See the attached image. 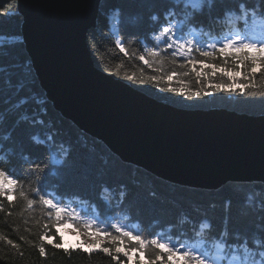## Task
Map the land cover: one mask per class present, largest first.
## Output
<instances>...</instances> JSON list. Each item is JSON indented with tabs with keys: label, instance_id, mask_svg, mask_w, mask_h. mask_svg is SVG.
Returning a JSON list of instances; mask_svg holds the SVG:
<instances>
[{
	"label": "snow or ice",
	"instance_id": "snow-or-ice-1",
	"mask_svg": "<svg viewBox=\"0 0 264 264\" xmlns=\"http://www.w3.org/2000/svg\"><path fill=\"white\" fill-rule=\"evenodd\" d=\"M168 2L178 5L182 0ZM183 3V14H178L170 6L164 11L162 21L160 14L152 13L150 19L156 22L157 28L150 39L146 38V43L153 46H145L143 52L129 53L124 40L117 36L115 46L119 53L129 59L135 58L140 67L125 71L117 63L114 69H104L108 75L132 84L152 85L160 92L185 99L223 94L264 102V0H256L251 6L248 0H239L236 7L225 9L216 17L218 21H225L219 34H214L212 29L205 31V25L196 19L205 10L210 12L215 0H183ZM12 11L11 6L0 9V16ZM116 11L120 12L119 9ZM13 76L11 72L3 74L0 68V97L8 95L9 99L3 103L8 104L9 109L20 107V103H10V94L18 93L24 80L21 76L20 83L14 84ZM35 102L46 115V102L40 99ZM20 124L34 127L44 125L45 120L43 116L33 120L17 117L3 139L10 140ZM29 138L39 146H58L63 159L49 163L48 153L42 159L23 153L22 161L28 166L25 171L36 177V186L29 188L19 179L21 173L13 166L0 167V212L8 209L7 216H12L14 213L10 209L21 208L20 215L28 225L25 231L33 234L32 228L35 227L36 240L25 235L18 239L38 249L42 258L47 256L46 246H51L65 253L83 252L91 256L99 252L109 257L112 264H264V225L252 234L251 243L248 236L230 232L226 227L218 233L213 232V226L207 220L198 222L199 230L194 223L191 236L186 231L175 235L146 231L138 220L133 222L130 215L120 218V211L125 208L130 194L126 184L113 187L105 183L101 186L98 196L107 211L112 213L111 219L95 209L89 214L74 207L58 193L45 191L52 167L56 169L57 184L64 179L70 150H65L63 142H57L52 133L46 134L44 139L36 134ZM4 159L0 156V161ZM149 195L155 198L156 192ZM261 208L264 209V205ZM128 212H131L130 207ZM62 228L65 231L71 229L88 239H80L77 244L66 247ZM0 241L18 255H23L21 243L8 235L0 233Z\"/></svg>",
	"mask_w": 264,
	"mask_h": 264
},
{
	"label": "trees",
	"instance_id": "trees-1",
	"mask_svg": "<svg viewBox=\"0 0 264 264\" xmlns=\"http://www.w3.org/2000/svg\"><path fill=\"white\" fill-rule=\"evenodd\" d=\"M238 2L239 0H215L212 10H205L203 15L197 16L196 19L205 25V31L212 29L214 34H219L225 21H218L216 17L221 16L225 9L236 7ZM254 3L256 0H248L249 6ZM10 6L12 13L0 16V68L5 75L14 73V84L20 83L21 76L24 80L21 90L10 94V103H20V107L9 109L8 104L3 103L9 99L8 95L0 97V156L5 158L0 161V167L13 166L21 173L19 179L26 188L35 187L36 177L25 171L28 166L23 163L22 154L29 153L32 157L42 159L48 153L49 163L63 159L58 146H39L29 138L36 134L44 139L46 134L52 133L57 142H63L65 150H70L71 155L61 182H56L55 167L49 170L45 191L58 193L65 201L89 214L95 209L97 213H103L111 219L112 213L107 211L98 196L101 186L105 183L113 187L126 184L130 194L125 208L120 211V218L130 215L133 222L138 220L146 231H163L173 235L186 231L191 236L193 224L195 223L196 230H199L198 222L207 220L212 224L213 232L218 233L222 227H226L230 232H240L248 236L251 243L252 234L259 231L260 225H264V209L261 208V205H264V183L227 182L216 189L190 188L167 182L140 167L122 162L101 141L85 134L64 118L47 100L25 49L21 34L22 17L17 11L16 0H0V9ZM170 6L174 7L178 14L185 11L183 0L178 5H170L168 0H101L95 25L86 33V42L95 66L104 72L105 68L114 69L117 63L121 64L125 71L138 69L140 64L135 58L129 59L119 53L115 46L117 36L124 40L129 53L143 52L145 46H153L150 42L146 43V38L150 39L157 28L156 22L150 19L152 13L160 14L162 21L164 11ZM117 9L120 12H117ZM128 83L150 96L182 108L217 107L239 113L264 115V102L258 99L246 101L244 98L223 94L215 97L205 96L202 99H185L160 92L152 85ZM37 99L46 102V115L36 104ZM41 116L45 120L44 125L30 127L28 124H20L13 131L10 140L3 139L17 117L33 120ZM152 191L156 192L155 198L149 195ZM7 211L9 210L0 212V233L21 243L20 251L23 255H18L0 241V264H112L109 257L99 252L89 256L83 252L65 253L51 246H46L47 256L42 258L38 249L18 239L20 235H25L28 239L36 240L35 227L32 228L33 234L25 231L28 225L24 224L20 215L21 208L17 206L10 209L14 213L12 216H7Z\"/></svg>",
	"mask_w": 264,
	"mask_h": 264
},
{
	"label": "water",
	"instance_id": "water-1",
	"mask_svg": "<svg viewBox=\"0 0 264 264\" xmlns=\"http://www.w3.org/2000/svg\"><path fill=\"white\" fill-rule=\"evenodd\" d=\"M101 0H16L21 34L53 108L122 162L167 182L264 183V115L188 109L97 68L86 42Z\"/></svg>",
	"mask_w": 264,
	"mask_h": 264
},
{
	"label": "rangeland",
	"instance_id": "rangeland-1",
	"mask_svg": "<svg viewBox=\"0 0 264 264\" xmlns=\"http://www.w3.org/2000/svg\"><path fill=\"white\" fill-rule=\"evenodd\" d=\"M111 25L113 26V23H111ZM113 29L115 28L113 27ZM61 232L63 233L66 246L70 244H73V245L77 244L80 239H88L87 237H84L82 235L78 236L77 233L73 232L71 229H68L67 231H65V229L62 228Z\"/></svg>",
	"mask_w": 264,
	"mask_h": 264
}]
</instances>
